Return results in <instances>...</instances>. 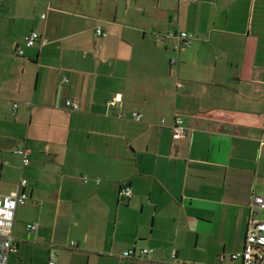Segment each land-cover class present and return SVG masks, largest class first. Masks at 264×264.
Returning a JSON list of instances; mask_svg holds the SVG:
<instances>
[{"label": "crops", "instance_id": "0c3cea01", "mask_svg": "<svg viewBox=\"0 0 264 264\" xmlns=\"http://www.w3.org/2000/svg\"><path fill=\"white\" fill-rule=\"evenodd\" d=\"M0 164L2 193L30 182L8 264H240L264 218V0H0Z\"/></svg>", "mask_w": 264, "mask_h": 264}, {"label": "built area", "instance_id": "2783aa9c", "mask_svg": "<svg viewBox=\"0 0 264 264\" xmlns=\"http://www.w3.org/2000/svg\"><path fill=\"white\" fill-rule=\"evenodd\" d=\"M98 35L104 34L102 28L97 29ZM171 35L177 36L180 40L179 47H186L190 44L193 39V34L187 31H181L180 33H172ZM160 38H165V35H161ZM49 39L43 34L37 31H32L26 36V45L33 46L39 43L41 46L46 44ZM20 54H23V49L19 50ZM177 60L173 58L172 63H175ZM64 81L68 82L66 76H63ZM184 84L181 81H178L177 87H182ZM122 99L121 95H116L113 99L109 101V105H115ZM66 107L71 110L80 109V103L68 99L66 101ZM18 102L13 103L12 114L16 113L18 108ZM133 117L135 119L141 120L143 115L139 112H133ZM173 129V140L184 139L188 136L190 128L184 124L183 118L179 115H176L173 123L171 124ZM18 152L22 156V165H27L30 163V148L24 146L18 149ZM2 170V165L0 164V173ZM30 184L29 180L25 177H21L17 183L14 190L8 193H2L0 191V264H8L9 254L16 247L15 237L12 233V228L16 219V213L18 207L25 203L29 195L26 191L27 186ZM133 195L132 189L128 182H123L120 186V200L126 201L131 198ZM254 203L261 209H264V194H255ZM30 230L37 228L36 223H31L28 225ZM152 251L150 248H141L138 252L135 249H129L122 253L120 256L122 258H135L141 257L142 255ZM225 255L219 256V263L223 264ZM230 257L233 260H240V264H264V218L262 219H253L250 223L247 236L244 243V248L242 251L232 253ZM48 264H56L54 258H51Z\"/></svg>", "mask_w": 264, "mask_h": 264}, {"label": "trees", "instance_id": "16d2710c", "mask_svg": "<svg viewBox=\"0 0 264 264\" xmlns=\"http://www.w3.org/2000/svg\"><path fill=\"white\" fill-rule=\"evenodd\" d=\"M63 76H65V75H63Z\"/></svg>", "mask_w": 264, "mask_h": 264}]
</instances>
